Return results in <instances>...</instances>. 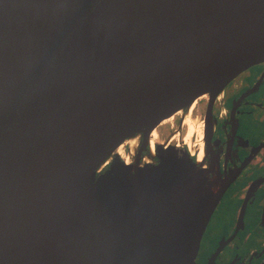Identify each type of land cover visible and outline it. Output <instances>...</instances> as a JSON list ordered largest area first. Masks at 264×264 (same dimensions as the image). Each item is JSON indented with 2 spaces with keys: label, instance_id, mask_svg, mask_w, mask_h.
<instances>
[{
  "label": "water",
  "instance_id": "1",
  "mask_svg": "<svg viewBox=\"0 0 264 264\" xmlns=\"http://www.w3.org/2000/svg\"><path fill=\"white\" fill-rule=\"evenodd\" d=\"M263 61L264 0H0V264H196L235 175L150 133Z\"/></svg>",
  "mask_w": 264,
  "mask_h": 264
},
{
  "label": "flooded vegetation",
  "instance_id": "2",
  "mask_svg": "<svg viewBox=\"0 0 264 264\" xmlns=\"http://www.w3.org/2000/svg\"><path fill=\"white\" fill-rule=\"evenodd\" d=\"M193 104L167 122L166 132L154 129L156 144L189 150L190 144L183 139L189 112V118L202 122V143L207 151L197 159L200 141L196 132L190 141L192 155L202 165L215 161L221 174L235 175L208 221L195 263L217 264L222 252L217 250L231 248L234 252L226 264H264V61L238 74L212 102L203 95ZM194 119L189 123L197 125ZM146 153L141 150L135 158L142 160ZM241 242L245 252L236 254Z\"/></svg>",
  "mask_w": 264,
  "mask_h": 264
},
{
  "label": "bare ground",
  "instance_id": "3",
  "mask_svg": "<svg viewBox=\"0 0 264 264\" xmlns=\"http://www.w3.org/2000/svg\"><path fill=\"white\" fill-rule=\"evenodd\" d=\"M194 104H192L190 106L189 109H191L193 107ZM189 111V110H188ZM189 113V112H188ZM186 114V117H185V123L187 126V131H186V135L185 137H183V139L185 138L186 140V143L190 144V151L193 152L192 150H194V145H192V143L190 142L191 141V137L197 132L198 133V138H199V141H200V149H199V152H198V156H197V159L200 160L202 158V156L204 155V148H203V143H202V122L199 121L198 119H195L194 118H189V114ZM179 116V115H178ZM173 117V116H172ZM168 118L166 120H164L163 123L165 122H168L170 121V119L172 118ZM191 119H194L197 123V125H195L194 123H189ZM201 120V119H200ZM180 125V124H179ZM176 129V128H175ZM156 140H157V135H156V131L153 130L152 133L150 134V142H149V146H150V150L151 152L153 151L154 147H155V144H156ZM137 141H138V138L137 137H133V138H130V139H127L126 142H124V144L120 145L117 149V153L119 155H121V157L126 161V162H129L130 161V155L127 154V156L124 154V146L125 144L128 145V148H129V152L132 153L133 151H135L136 149V145H137Z\"/></svg>",
  "mask_w": 264,
  "mask_h": 264
},
{
  "label": "rangeland",
  "instance_id": "4",
  "mask_svg": "<svg viewBox=\"0 0 264 264\" xmlns=\"http://www.w3.org/2000/svg\"><path fill=\"white\" fill-rule=\"evenodd\" d=\"M178 113H180V112H177V114H178ZM174 116H175V115H174ZM174 116H173V117H174ZM170 121H173V118H171ZM168 122H169V121H168ZM156 129H157V131H160V132H166V131L168 130L167 122H165V123L162 122V124H160ZM123 149H124V154L127 156V154H128V145L125 144V146H124ZM129 155H130V154H129ZM253 244H254V243H253ZM204 247H205V246H204V244H203V245H202V251H204V249H203Z\"/></svg>",
  "mask_w": 264,
  "mask_h": 264
}]
</instances>
